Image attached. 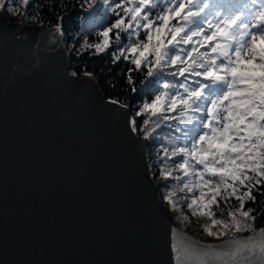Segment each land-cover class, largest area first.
<instances>
[{"label":"water","instance_id":"1","mask_svg":"<svg viewBox=\"0 0 264 264\" xmlns=\"http://www.w3.org/2000/svg\"><path fill=\"white\" fill-rule=\"evenodd\" d=\"M68 50L57 23L0 13V264H175L183 237L259 243L264 224L220 239L178 224L129 103L68 71Z\"/></svg>","mask_w":264,"mask_h":264},{"label":"snow or ice","instance_id":"2","mask_svg":"<svg viewBox=\"0 0 264 264\" xmlns=\"http://www.w3.org/2000/svg\"><path fill=\"white\" fill-rule=\"evenodd\" d=\"M27 2L28 0H25V3ZM169 2L171 3L172 0ZM176 2L179 6L174 11L172 9L169 11L172 16L183 19L184 26L168 28L171 16H160L158 19L163 23L155 27L156 44L151 45L153 36L149 31L147 34L149 43L133 44L131 48L127 49L134 54L138 49H143V51H139V56L132 61L137 67L148 59L146 53L154 52L153 66H158L160 70L157 79L163 78L164 65L162 61L169 55L167 45H171L170 50L175 51L180 43L189 44L192 37L199 35L200 32L191 29L186 32L185 26L188 23H193L196 28H200V25L207 19L205 16L200 20L193 21L191 18L199 16V13L191 12L181 16L186 5L181 0H176ZM188 3L191 4L192 0H188ZM154 7L152 0H137L133 7L124 9L126 15L131 14L127 27H122L124 25L123 17L117 20L113 27L127 31L132 28V23L135 21L138 27L151 29L153 22L148 20V12ZM261 9H264V4H261ZM11 10L9 9V11ZM208 14L211 15L214 12ZM141 19L148 22L141 25ZM255 19L257 22L252 25V30H248V24L243 22L237 24L240 17L225 20L222 22L225 25L224 28L218 24L217 30L212 35L204 37L207 47L210 48V53L208 51L201 52L195 47L191 52H186L188 57H192V54L196 53L197 58L202 59L203 62L197 63V58H193L191 64L179 69V74L184 75L186 72H190L195 76H204L208 83L197 81L198 87L192 90H189L187 85H180L187 95L173 96L167 105L168 111L173 110L179 104L183 105L185 112L190 109L193 112L206 113V116H193L186 121H181V123L193 124L191 129L185 130V137L191 146L190 148L186 146L176 149L172 153L173 156L183 154V162L177 165V168L182 170L183 177L195 176L198 180V183L195 184L191 181L185 182L184 187L180 189L181 191L186 189L188 192L199 189V196L193 195L191 202L187 205L192 209L193 215L213 217L211 206H219L217 197L222 195L221 189L227 194L223 197L225 201L229 197L235 196L243 209L245 198L254 200L255 197L251 195V188L243 195H237L238 186L247 187L246 181L252 187L264 184V11H261ZM233 25H236V28H233ZM209 27L211 28L212 25L209 24ZM240 29L245 30L239 31ZM111 31L110 28L102 34L105 40L103 45L95 46L97 52L104 51L109 47L108 34ZM169 33L171 39L167 40L166 45L164 41ZM181 33L184 35H180ZM116 39L118 42L120 41L119 33L116 34ZM204 46L201 45V47ZM169 59L173 65L178 61L185 63L179 56ZM149 63L153 62L149 61ZM193 65L203 71H194ZM148 75H153L151 68H149ZM164 87L167 88L169 85L165 84ZM205 92L208 94L205 95ZM206 102L210 103L211 107L206 108ZM162 105V97L157 96L151 104L144 105V110H151L155 115L157 111L162 110ZM164 118L168 119V117ZM205 120L208 123L205 124ZM193 121L197 123H193ZM213 122L219 127L213 126ZM147 123L148 121H145V124ZM132 124L135 128V121H132ZM201 125L209 131L199 135V139L196 140V135L202 130ZM162 175L167 180L172 173L165 170ZM205 175L208 176V179H205ZM183 177L176 176L174 179L181 181ZM164 186L167 187V185ZM175 194L173 191L166 196L173 207H175V202L172 198ZM205 197L210 198L205 201ZM237 211H239L240 217L249 218L252 210L238 209ZM229 215L233 217L231 223L236 231H243L251 227L243 220L236 219L235 213L230 212ZM250 218L253 221L256 219L254 216ZM212 224L228 227L223 220L212 219ZM204 231L209 235H214L207 225L204 227ZM259 236V243H254L252 237H247L244 243L238 240L233 241L238 245L235 251L219 252L216 251V248L220 246L199 245V241H192L190 237H183L185 243L173 242L171 247L174 252L175 264H213L212 260L206 259L213 255L215 260L223 261V264H228L224 257H230L233 264H264V229H260ZM228 244L229 242H225V246ZM198 246L211 251L201 253L197 250ZM189 249L192 251L189 252ZM237 256L243 257L242 262L236 260ZM252 256H255V260L251 259Z\"/></svg>","mask_w":264,"mask_h":264},{"label":"trees","instance_id":"3","mask_svg":"<svg viewBox=\"0 0 264 264\" xmlns=\"http://www.w3.org/2000/svg\"><path fill=\"white\" fill-rule=\"evenodd\" d=\"M260 1L192 0V3L189 4L188 0H181L186 5L181 16L191 12L199 13V16L191 18L193 21L200 20L205 16L207 19L200 25V28H196L193 23H188L185 26L186 32L191 29L200 32V34L193 36L189 44L180 43L177 45L175 51H171L172 46L167 45V40L171 39V34L167 35L164 42L169 50V55L162 61L164 68L161 79L156 78L160 70L158 66H153L154 52L146 53L148 59L137 67L132 61L139 56V51H143V49H138L135 54L127 49L131 48L133 44L149 43L147 35L149 31L153 36L151 45H155V27L163 23L158 19L160 16H171L167 25L168 28L184 26L185 21L180 17L172 16L169 11L170 9L174 11L179 6L176 0H172L171 3L169 0H152L155 7L148 12V20L153 22V27L151 29L138 27L133 21L132 28L127 29V31L114 28L113 25L123 17L124 25L122 27H127L131 14L126 15L124 9L133 7L137 0H28L27 3L25 0H0V13L19 20L58 24L69 48L70 66L68 71L83 69L85 72L94 74L107 97L129 103L132 119L135 121V130L144 140L152 171L157 174L156 183L164 202L168 204L178 224L197 237L220 239L236 233L256 230L264 224V184L252 187L246 181L247 187L238 186L237 195H243L245 191L251 188V195L255 197L254 200L245 198L243 209H241L235 196L229 197L225 201L223 197L227 194L221 189L222 195L217 197L219 206H211V211L214 213L213 217L193 215L192 209L188 208L187 205L191 202L193 195L199 196V189H194L193 192H188L186 189L181 191L180 189L184 187L185 182L191 181L195 184L198 183V180L195 176L183 177L182 170L177 168V165L183 162V154L173 156L172 153L176 149L186 146L190 148L191 146L185 137V130L191 129L193 124L181 123V121H186L193 116H206V113H197L190 109L185 112L183 105L179 104L173 110L168 111L167 105L173 96L187 95L180 85H187L189 90H192L198 87L197 81L208 83L204 76H195L190 72H186L184 75L179 74L180 68L187 67L193 58H197L196 53H193L192 57H188L185 53L191 52L193 47L198 48L201 52L208 51L210 53V48L207 47L204 37L212 35L217 30L218 24L224 28L225 25L222 22L225 20L236 17L241 19L247 8L252 7L251 4L256 5ZM9 9L12 10L9 11ZM209 12H214V14L209 15ZM147 22L140 20L141 25ZM209 24L212 25L211 28ZM110 28L112 31L108 34L109 47L104 51L97 52L95 46L103 45L105 37L102 34ZM117 33L120 35L119 42L116 39ZM180 35H184V33ZM201 45L205 46L201 47ZM174 56H179L185 63L178 61L175 65L171 64L169 58ZM149 61L153 63L150 64ZM202 62V59L197 58V63ZM192 67L194 71H203L195 65ZM149 68L153 71L152 76L148 75ZM165 84L169 87L165 88ZM207 94L208 92H205V95ZM157 96L162 97V110L153 115L151 110H144V105L151 104ZM205 107H211V104L206 102ZM164 117H168V119ZM145 121L148 123L145 124ZM193 123L197 122L193 121ZM204 123L206 124L208 121L205 120ZM213 126H217V124L213 122ZM201 129L196 135V140L199 139V135L209 131L203 125H201ZM192 142L194 143L195 140ZM200 167L202 168V166ZM165 170L172 173L167 180L162 175ZM176 176H182L183 179L177 181L174 179ZM205 179H208L207 175H205ZM173 191L176 193L172 198L175 207L166 199L167 194ZM209 198L205 197V201ZM238 209L242 211L251 209L250 217L254 216L256 219L253 221L250 217H240ZM230 212L235 213L236 219L243 220L251 227L243 231H236L231 223L233 217L229 215ZM212 219L223 220L228 227L213 225ZM206 225L214 235H209L204 231Z\"/></svg>","mask_w":264,"mask_h":264},{"label":"rangeland","instance_id":"4","mask_svg":"<svg viewBox=\"0 0 264 264\" xmlns=\"http://www.w3.org/2000/svg\"><path fill=\"white\" fill-rule=\"evenodd\" d=\"M261 4H264V0H261L256 5L251 4L252 7L247 8L246 12L243 14V16L241 17V19L239 21H237V24H239L240 22H243L245 24H248V26H249L248 30H252V25L257 22L256 19H255V17H257L260 14L261 11H264V9H261ZM4 18L17 19V18H11L9 16H5V15H4ZM233 18H235V17L233 16ZM222 26H223V24H222ZM233 26H234L233 28H236V25H233ZM244 30L245 29H240L239 31H244ZM237 35H238V33H237ZM257 62H259V61H257ZM225 103H227V102H225ZM216 127H219V125H217ZM156 178H157V176H156Z\"/></svg>","mask_w":264,"mask_h":264}]
</instances>
